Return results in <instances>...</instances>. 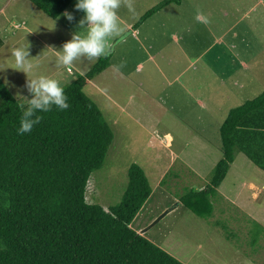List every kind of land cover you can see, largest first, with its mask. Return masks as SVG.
<instances>
[{
    "label": "trees",
    "instance_id": "obj_1",
    "mask_svg": "<svg viewBox=\"0 0 264 264\" xmlns=\"http://www.w3.org/2000/svg\"><path fill=\"white\" fill-rule=\"evenodd\" d=\"M30 1L57 19L74 0ZM175 1H162L140 22ZM109 62L101 57L62 87L63 111L51 101L36 108L32 99L18 100L0 77V264H185L131 227L153 193L139 164L129 169L121 202L107 210L87 201L114 131L85 87ZM21 119L36 121L30 133L18 135ZM220 135L222 156L209 182L179 195L202 218L214 214L218 189L239 154L264 171V92L232 108Z\"/></svg>",
    "mask_w": 264,
    "mask_h": 264
},
{
    "label": "rangeland",
    "instance_id": "obj_2",
    "mask_svg": "<svg viewBox=\"0 0 264 264\" xmlns=\"http://www.w3.org/2000/svg\"><path fill=\"white\" fill-rule=\"evenodd\" d=\"M65 31L30 0H0V77L18 100L36 99L41 79H54L62 88L78 76L68 72V65L57 54H65L64 45L69 41ZM63 39L65 43L59 42ZM16 51L23 57L19 67L15 64ZM254 63L257 65L249 68L247 75L240 70L235 76L242 85L247 80L248 92L236 89L233 83L220 87L214 101L210 105L207 101V115L198 123L191 122L194 116L180 117L161 105L153 108L152 116L139 115L148 103L136 109L133 102V115H129L118 108L123 91L107 87L103 93L94 91L93 85L86 86L85 92L98 104L114 131V142L103 166L89 180L87 201L107 210L121 202L129 169L137 163L145 170L153 189L131 224L138 233L185 264H264V187L256 189L253 198L245 184L247 180L264 184V171L245 154L238 155L219 187L211 217L198 216L179 200L187 188L209 182L214 165L222 156L220 128L232 108L254 97L250 92L252 80L261 85V90L264 88V61ZM99 78L110 79L106 75ZM260 88L255 94L262 92ZM165 126L177 136L175 147L171 140L156 142V130ZM199 127L202 134L196 130ZM201 135L208 140H200ZM194 150L204 152L193 155ZM168 209L171 211L165 217L143 233Z\"/></svg>",
    "mask_w": 264,
    "mask_h": 264
},
{
    "label": "crops",
    "instance_id": "obj_3",
    "mask_svg": "<svg viewBox=\"0 0 264 264\" xmlns=\"http://www.w3.org/2000/svg\"><path fill=\"white\" fill-rule=\"evenodd\" d=\"M162 1L165 0H131L134 11H129L125 0H121L115 11L119 18L117 28L123 30L106 34L101 55L80 53L75 56L68 64L72 71L68 72L85 74L101 57L109 56V66L86 86L93 85L94 91L103 93L107 92V87L123 91L119 103L114 104L118 103L119 110L129 115H133L130 107L137 109L148 103V108H143L139 115L152 116L153 108L161 105L180 117L194 116L191 122L198 123L207 115V101L209 105L214 101L220 87L233 83L236 89L248 92L247 80L242 85L235 76L240 70L247 75V70L257 65L254 62L264 61V0H180L166 4L140 22ZM79 2L74 0L57 19L52 18L61 29L65 27L67 42L76 35L86 37L91 27L85 11L76 7ZM198 15L208 22L198 21ZM64 39L59 42L65 43ZM57 54L62 59L65 55ZM102 75L110 79L103 81L104 78H99ZM255 82L253 79L250 87V92L254 93L252 98L264 92ZM259 88L262 92L255 94ZM170 119L169 115L168 123ZM188 126L192 129L190 123ZM196 130L203 133L200 127ZM157 131L156 142L167 139L176 146L177 136L170 133L168 127ZM201 139H204L202 135ZM203 152L194 150L192 154ZM246 182L249 197L254 198L256 189L264 187L252 180Z\"/></svg>",
    "mask_w": 264,
    "mask_h": 264
},
{
    "label": "clouds",
    "instance_id": "obj_4",
    "mask_svg": "<svg viewBox=\"0 0 264 264\" xmlns=\"http://www.w3.org/2000/svg\"><path fill=\"white\" fill-rule=\"evenodd\" d=\"M125 3L129 11H134L131 0H125ZM120 4L121 0H80L76 7L85 11V18L87 21L91 22V27L86 37L76 35L71 42L64 45L65 55L63 56V62L65 65H68L70 61L80 53H86L89 56H99L104 52L105 42L103 38L106 34L123 30L117 28V21L119 18L115 11L120 7ZM64 15L67 16L69 20L72 19L67 13H64ZM197 20L204 23L208 22L199 15L197 16ZM81 24H83V21ZM14 55L16 67H19L23 59L22 54L20 51H16ZM36 92L40 99H33L31 101L33 107H45L51 101L58 105L61 111L68 108V105L64 103L65 97L63 95V89L58 87L56 80L41 79ZM25 115H31V110ZM35 123L36 121L21 119L20 127L17 130L18 135L30 133Z\"/></svg>",
    "mask_w": 264,
    "mask_h": 264
},
{
    "label": "water",
    "instance_id": "obj_5",
    "mask_svg": "<svg viewBox=\"0 0 264 264\" xmlns=\"http://www.w3.org/2000/svg\"><path fill=\"white\" fill-rule=\"evenodd\" d=\"M171 211V209H168L166 211H164L159 217H157L148 228L143 229V233H145L149 228H151L152 226H154L157 222H159L163 217H165L169 212Z\"/></svg>",
    "mask_w": 264,
    "mask_h": 264
},
{
    "label": "built area",
    "instance_id": "obj_6",
    "mask_svg": "<svg viewBox=\"0 0 264 264\" xmlns=\"http://www.w3.org/2000/svg\"><path fill=\"white\" fill-rule=\"evenodd\" d=\"M70 71H71V69H70Z\"/></svg>",
    "mask_w": 264,
    "mask_h": 264
}]
</instances>
